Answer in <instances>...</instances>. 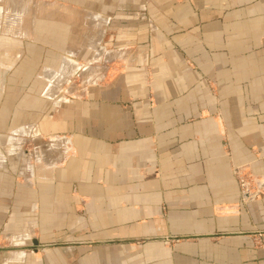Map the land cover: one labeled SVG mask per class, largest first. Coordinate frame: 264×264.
Listing matches in <instances>:
<instances>
[{"label": "crops", "instance_id": "obj_1", "mask_svg": "<svg viewBox=\"0 0 264 264\" xmlns=\"http://www.w3.org/2000/svg\"><path fill=\"white\" fill-rule=\"evenodd\" d=\"M57 4L59 20L106 25L84 71L102 76L55 100L86 66L64 58L39 114L0 98V234L15 248L0 264H264V194L242 202L236 182L248 170L264 188V0ZM28 8L9 33L28 36ZM28 136L48 144L35 156Z\"/></svg>", "mask_w": 264, "mask_h": 264}, {"label": "rangeland", "instance_id": "obj_2", "mask_svg": "<svg viewBox=\"0 0 264 264\" xmlns=\"http://www.w3.org/2000/svg\"><path fill=\"white\" fill-rule=\"evenodd\" d=\"M58 1L60 0H28V13L31 16L29 19L33 18V20H25V18L19 20L18 25L20 27L22 25L24 30H26L25 27L28 28V36L22 37L18 34L9 33L10 30L5 28L7 24L5 19L10 17L13 12V16H15L18 10L25 11L26 0H0V98H2L1 100L9 99L10 95L12 100L17 98L18 103L28 101V109H33L35 114L40 113L41 106L38 105V101L45 93V81L43 82V79L48 75L52 82V77H55V71L58 67L54 68V66L61 63L64 58L86 66H80L82 67L81 70L71 74V76L68 73L62 81L57 83L56 90L52 91L55 100L63 97L73 99L85 96L89 86L99 81L102 76L99 71L91 74L86 73V75L84 71L89 67V47L96 44L98 36L105 32L106 25L97 23L95 20H59L58 17L54 16L55 13L57 16L61 14V11L57 9ZM50 14L51 17L48 18L47 16ZM90 21L93 23L90 24ZM104 41L106 39L103 40V43ZM81 46H85V48ZM74 51L79 53L76 54L75 58L70 57V52L73 54ZM85 60L87 63L84 62ZM32 99L34 104L29 106V101ZM24 139L30 141L27 143L21 141V143H26L24 148L33 150L35 156L41 148V144H48V141L37 140L36 137L32 141L29 136ZM53 140L56 142L55 139ZM49 145L52 143L50 142ZM33 162L36 164V160ZM8 174L10 175V173ZM0 181L1 193L9 196L11 192L10 183L4 185L5 180ZM236 182L242 194V202H247L252 197L264 194L260 178L248 170H239L236 175ZM8 196L0 197V207L9 208L10 197ZM6 221L7 218L3 214L0 217L2 233L9 228L4 227ZM177 239L163 237L158 240L164 246L169 247ZM14 249L9 245L7 238L0 234V253L14 251ZM25 250L30 251V248Z\"/></svg>", "mask_w": 264, "mask_h": 264}, {"label": "water", "instance_id": "obj_3", "mask_svg": "<svg viewBox=\"0 0 264 264\" xmlns=\"http://www.w3.org/2000/svg\"><path fill=\"white\" fill-rule=\"evenodd\" d=\"M33 245H37V242L36 241H33Z\"/></svg>", "mask_w": 264, "mask_h": 264}]
</instances>
